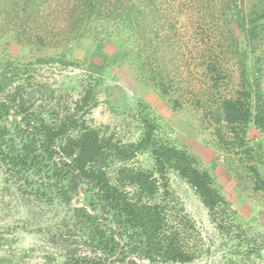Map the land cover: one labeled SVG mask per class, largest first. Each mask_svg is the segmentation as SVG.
I'll return each mask as SVG.
<instances>
[{
    "label": "trees",
    "instance_id": "16d2710c",
    "mask_svg": "<svg viewBox=\"0 0 264 264\" xmlns=\"http://www.w3.org/2000/svg\"><path fill=\"white\" fill-rule=\"evenodd\" d=\"M223 3L229 32L235 25L247 49L240 50L235 42L223 46L217 39H202V71L195 77L182 66L183 59L178 60L184 54L177 49L176 25L160 5L144 0H0V32L19 45L53 47L64 54L68 45L88 37L99 46L108 42L115 47L109 63L88 60L87 81L69 101L29 72L55 61L72 64L63 54L0 64L4 180L28 201L57 202L68 209L70 215L57 226L59 240L74 237L89 250L78 255L67 245L58 264H191L200 258L205 249L202 231L173 191L170 172L190 187L221 237L236 238L247 257L264 251L262 238L247 237L203 161L187 147L163 138L153 119L138 120L134 141L87 121L99 104L105 68L128 62L144 84L170 99L173 109L187 102L201 109L205 120L214 124L220 145L247 148L255 164H261L262 145L250 149L245 138L251 124L264 135V89L258 75H251L264 70V0H249L247 7L245 0ZM54 5H61L67 17L57 33L49 20L58 13ZM100 24L109 26L103 27L104 35H97ZM227 52L237 57L241 81L232 95L220 91L226 76L222 55ZM95 54L102 55L100 50ZM250 58L251 73L246 66ZM145 153L150 155L149 168L138 164ZM249 172L260 188L256 165Z\"/></svg>",
    "mask_w": 264,
    "mask_h": 264
},
{
    "label": "rangeland",
    "instance_id": "374dc122",
    "mask_svg": "<svg viewBox=\"0 0 264 264\" xmlns=\"http://www.w3.org/2000/svg\"><path fill=\"white\" fill-rule=\"evenodd\" d=\"M248 1L245 0V7ZM223 2L144 0L148 5H160L161 9L167 11V17L175 22L178 53L183 51L184 54V58L179 57L178 60L182 62L183 59L182 66L195 77L202 71L205 47L202 39L215 43L217 39L223 46L235 42L240 50L246 48L236 26H231V33L228 30L230 22L223 15L226 11ZM54 7L59 14H53L49 20L50 26H55L54 33H57L67 17L61 14V5ZM104 25H98L97 35L105 34L104 29L109 26ZM66 50L63 54L61 49L53 47L41 50L30 45H19L9 35L0 32V64H25L39 58L62 57L63 54V59L72 64L55 61L33 66L29 72L35 80L47 83L49 89L56 90V95L61 94L62 100L69 101L78 97L83 89L82 84L87 81L88 60L93 58L101 64L105 59L109 63L115 47L108 42L99 46L91 38L85 37L72 46L68 45ZM96 50H100L102 55L95 54ZM222 56L226 76L220 91L223 95H232L240 90L239 64L237 57H234L236 55L230 52ZM251 59L246 61L249 73L253 67ZM251 75H258L264 89V70ZM98 101V106L87 116L90 125L108 126L124 140L134 141L139 136L138 120L145 117L153 119L163 138L177 146L187 147L203 161L247 237L254 234L264 240V158L261 164H255L254 153L247 152V148L232 150L220 145L214 124L205 120V113L201 109H196L189 102L173 109L170 99L160 97L154 88L144 84L128 62L110 64L105 68ZM245 142L250 149L260 143L264 153V135L252 124L247 129ZM138 164L149 168L150 155H140ZM253 165H256L260 175V188H256L257 179L249 172ZM169 179L186 212L202 231L204 253L191 264H264V251L258 256L247 257L236 238L230 240L215 231L207 211L190 187L174 172L169 173ZM72 203L74 205L75 200ZM68 211L57 202L49 204L26 200L13 185L5 182L0 167V264H58L67 245L76 249L78 255L88 254L89 250L77 238L73 237L69 242L59 240L57 226L61 218L70 215Z\"/></svg>",
    "mask_w": 264,
    "mask_h": 264
}]
</instances>
